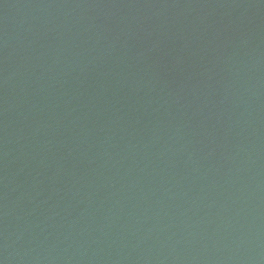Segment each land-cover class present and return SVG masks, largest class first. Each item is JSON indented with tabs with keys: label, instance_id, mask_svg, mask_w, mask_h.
Returning <instances> with one entry per match:
<instances>
[{
	"label": "water",
	"instance_id": "obj_1",
	"mask_svg": "<svg viewBox=\"0 0 264 264\" xmlns=\"http://www.w3.org/2000/svg\"><path fill=\"white\" fill-rule=\"evenodd\" d=\"M0 264H264V0H0Z\"/></svg>",
	"mask_w": 264,
	"mask_h": 264
}]
</instances>
